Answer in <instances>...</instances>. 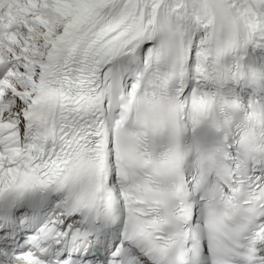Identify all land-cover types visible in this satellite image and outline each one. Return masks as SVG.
Here are the masks:
<instances>
[{"label": "snow or ice", "instance_id": "snow-or-ice-1", "mask_svg": "<svg viewBox=\"0 0 264 264\" xmlns=\"http://www.w3.org/2000/svg\"><path fill=\"white\" fill-rule=\"evenodd\" d=\"M0 264H264V0H0Z\"/></svg>", "mask_w": 264, "mask_h": 264}]
</instances>
